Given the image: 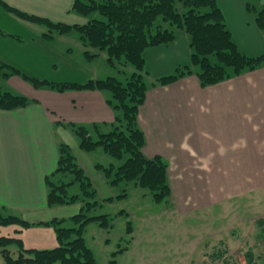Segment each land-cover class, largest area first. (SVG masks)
Instances as JSON below:
<instances>
[{"label":"crops","instance_id":"1","mask_svg":"<svg viewBox=\"0 0 264 264\" xmlns=\"http://www.w3.org/2000/svg\"><path fill=\"white\" fill-rule=\"evenodd\" d=\"M2 1L56 22L85 24L90 20L73 11L77 0ZM218 3L239 49L250 56L263 54L264 27L256 22V13L264 0ZM23 20L34 22L0 5V62L20 71L7 78L0 75L10 91L32 100L24 107L0 108V212L30 225L0 224V236L18 238L27 249L45 250L60 244L52 220L65 218L61 206H50L48 200V182L58 166L60 145H70L78 158L83 153L76 127L100 137L114 129L119 111L109 102L108 91L61 92L35 86L25 78H52L51 69L57 63L56 34L47 38V29L37 30L33 24L28 28ZM180 29L174 41L150 47L144 54L148 91L138 116L146 137L144 152L168 161L170 204L179 218L205 216L224 208L234 212L242 201L264 205V64L207 87L195 73L172 84H154L153 80L191 65L190 36ZM96 79L106 78L93 69L62 82ZM221 217H211L215 226L198 236L193 250L186 249L188 256L180 258L179 264H264V216L256 217L253 224L240 213L241 221L230 217L220 227ZM13 244L18 251L17 242ZM176 254L181 257L183 250L177 249Z\"/></svg>","mask_w":264,"mask_h":264},{"label":"trees","instance_id":"2","mask_svg":"<svg viewBox=\"0 0 264 264\" xmlns=\"http://www.w3.org/2000/svg\"><path fill=\"white\" fill-rule=\"evenodd\" d=\"M185 12H180L176 0H77L73 11L89 17L85 24H67L49 18L28 14L0 0L6 10L19 16L42 23L47 31L44 35L52 38L56 33L67 34L77 32L85 44L88 57H95L106 52L112 65L131 63L135 70L126 82L116 76L106 79L89 80L86 83L52 82L25 76L35 86H48L64 92L73 89H99L112 93L110 103L120 113L113 130L100 134L94 140L88 130L77 126L81 138V148L92 150L101 145L112 156L124 158V161L113 171H106L112 177L114 185L122 181H136L143 188L151 190L157 201H166L171 197L172 188L168 178V161L160 156L148 157L144 152L145 133L139 125L140 107L146 100L148 91L147 71L144 54L150 47L168 44L177 38V28L185 29L190 36L191 65L179 68L176 72L157 78L154 84L168 85L195 73L203 87L211 86L257 69L264 64V53L250 56L243 53L226 22V18L218 0H180ZM253 9V6H250ZM100 14L102 17H98ZM169 22L171 28L165 25ZM256 22L264 27V7L256 13ZM95 50V51H93ZM7 78L20 71L13 66L0 62V69ZM198 67V68H195ZM32 102L23 94L0 87V108L14 109L24 107ZM71 172L76 181L84 187L88 200L95 197V190L83 167L68 144L60 145V158L56 171L49 179L48 200L50 206L73 203L78 194L69 196L68 188L57 182L62 173ZM71 184V183H70ZM69 184V185H70ZM68 185V186H69ZM97 201L86 204L89 211ZM0 224L30 225L18 216H4L0 212ZM76 226H64V219H54L59 245L53 249H27L18 238L0 236V254L6 258L5 264H99L84 239V227L91 220H99L109 225L107 215L90 216L82 209L73 216ZM18 244V257H14L10 245ZM9 246V248H7ZM111 264H116L113 260Z\"/></svg>","mask_w":264,"mask_h":264},{"label":"rangeland","instance_id":"3","mask_svg":"<svg viewBox=\"0 0 264 264\" xmlns=\"http://www.w3.org/2000/svg\"><path fill=\"white\" fill-rule=\"evenodd\" d=\"M176 5L180 12L186 11L180 0H176ZM98 17L102 16L98 14ZM22 22L28 24L27 21ZM29 24L35 25L37 30L47 29L44 24L35 21ZM29 24L28 28H31ZM165 25L169 28L173 26L169 22ZM173 28L176 32L181 30L176 26ZM55 36L53 51L57 64L53 70L51 69L54 77L45 78L49 81H73L76 77H83L86 72L90 73L96 69L105 78L109 75L116 76L126 82L133 72L134 66L131 63L112 65L106 52L88 57L87 48L76 31L67 34L56 33ZM6 71H9L7 67L0 69L2 74ZM0 87L11 90L1 75ZM107 93L112 96L110 91ZM92 137L94 140L99 139L95 134ZM78 140L81 143V138L78 137ZM81 149L83 154L78 153L77 159L79 164L85 167L86 175L90 176L95 197L88 200L85 197L84 187L76 181L75 175L71 172L62 173L57 177V182L64 190L68 188L67 195L78 194L79 197L73 203L57 206H61L60 210L65 215L66 227L77 225L73 216L82 209L90 216H108L109 225L101 224L99 220H91L84 227L86 245L92 250L99 264H111L113 260H116V264H179L180 258L188 256L186 249L193 250L192 245L197 241L198 236L215 226L214 222L211 223L212 216L222 215L218 221L220 227L225 226L231 218L233 222L240 220V213L252 219L253 224L256 217L264 216V205H257V201L250 203L242 201L236 205L234 212L229 211L233 208H224L205 216L195 217L196 215L192 214L189 217L179 218L170 204V198L162 202L157 201L150 189L141 187L133 180L122 181L116 185L112 183L113 175L110 176L106 169L112 168L115 171L126 157L116 158L101 145L92 150ZM88 201L91 203L97 201L89 211L86 209ZM255 241L258 242L257 239ZM180 248L183 250L181 257L176 254V250ZM10 249L14 257L19 256L15 244L10 246ZM193 258H197V254ZM5 263L6 258L0 254V264Z\"/></svg>","mask_w":264,"mask_h":264},{"label":"built area","instance_id":"4","mask_svg":"<svg viewBox=\"0 0 264 264\" xmlns=\"http://www.w3.org/2000/svg\"><path fill=\"white\" fill-rule=\"evenodd\" d=\"M263 247H264V234H263Z\"/></svg>","mask_w":264,"mask_h":264}]
</instances>
